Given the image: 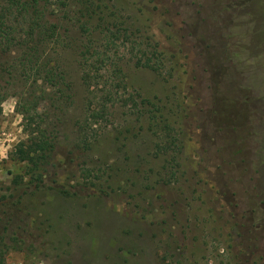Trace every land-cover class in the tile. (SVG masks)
<instances>
[{"label": "rangeland", "instance_id": "rangeland-1", "mask_svg": "<svg viewBox=\"0 0 264 264\" xmlns=\"http://www.w3.org/2000/svg\"><path fill=\"white\" fill-rule=\"evenodd\" d=\"M84 1L47 0L65 91L34 94L40 187L15 157L35 88L0 51V264H264V0H102L130 28L112 46ZM88 40L112 60L97 90Z\"/></svg>", "mask_w": 264, "mask_h": 264}, {"label": "trees", "instance_id": "trees-1", "mask_svg": "<svg viewBox=\"0 0 264 264\" xmlns=\"http://www.w3.org/2000/svg\"><path fill=\"white\" fill-rule=\"evenodd\" d=\"M0 2V51L5 53L12 52L13 49L20 51L18 64L21 77L28 78L26 83L31 82L30 86L35 88L29 97L21 98L20 96L19 99L22 102L16 106V113L22 117L25 139L16 146L15 157L19 163L26 164L30 183L40 187L56 138L54 133L44 126L48 114L38 110V102L42 98L35 97L34 94L35 92L45 94L47 88L55 93H64V79L60 76L58 67L49 66L45 59L48 55L44 56L46 53L43 55L44 51H48V54L54 53L62 46L56 34L57 27L46 19L47 0H0ZM101 3L102 0H85V8H78L76 12L79 16L88 19L100 13L102 18L99 21L102 23L95 30L99 29V32H96L103 35L106 45L112 46L119 37H129L130 28L124 27L122 30L117 28V22L124 23L125 21L115 16L111 8H102ZM59 5L65 6L63 3ZM58 6L56 5V11L62 12V7L60 9L57 8ZM87 30L90 31L89 28ZM93 43L95 41L88 40V46L81 53L83 64L81 80L89 90L93 87L97 90L104 74H110L112 67L111 58L107 57L105 60L106 51L102 54L97 49H92ZM102 97H104L103 100L111 101L112 93L108 90L107 94ZM49 100L50 105H54L58 99L54 100L51 97ZM93 103L90 102V107L94 105ZM94 111H92V117L96 115Z\"/></svg>", "mask_w": 264, "mask_h": 264}]
</instances>
